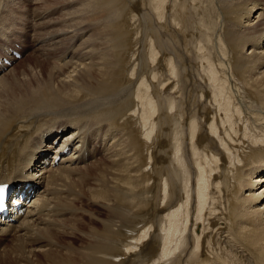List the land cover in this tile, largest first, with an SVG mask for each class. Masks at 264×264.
<instances>
[{"label": "bare ground", "instance_id": "1", "mask_svg": "<svg viewBox=\"0 0 264 264\" xmlns=\"http://www.w3.org/2000/svg\"><path fill=\"white\" fill-rule=\"evenodd\" d=\"M77 4L93 15L71 40L55 30L32 41L56 45L35 59L42 78L0 79V157L10 147L0 184L34 194L27 215L12 222L14 211L1 227L0 241L14 233L21 243L0 250V264H264V0H139L138 13L130 0ZM88 30L100 43L84 39L89 52L61 67L71 70L44 65ZM0 39L29 50L24 33ZM94 137L111 166V177L99 171L103 188L90 204L105 221L93 215L79 235L60 186ZM55 217L53 229L36 232ZM30 239L42 242L29 247Z\"/></svg>", "mask_w": 264, "mask_h": 264}, {"label": "rangeland", "instance_id": "2", "mask_svg": "<svg viewBox=\"0 0 264 264\" xmlns=\"http://www.w3.org/2000/svg\"><path fill=\"white\" fill-rule=\"evenodd\" d=\"M62 1H65V3L69 1L70 3H66V5H65V3H63ZM75 1L76 0H0L1 7H3V10L2 11L0 10V28H1L0 31L2 32V33L0 32V36L3 38H8L11 40V39L18 38L19 35L21 36L24 33L26 35V41H27L26 45L28 46V49H29V50L27 49L28 50L27 53H25L23 55V58L21 60L19 59V61L17 63H14L13 66H7L5 69H3L1 71L0 79L6 78L10 81V80H12V78L16 77L17 80H24L22 82H28V81L32 80L33 78H42L41 69L39 67H36L35 59H38V57L42 54H46L47 51L45 49L51 48V47L56 46V45H53L55 42H52L50 40H49L50 43L49 42L43 43L44 42L43 39H39L40 41H38L37 43H34V45H33L32 41L34 40V42H36L35 39L39 38L40 35H43L47 32H52L55 30L59 31V35H56L59 38V40H62L64 42L65 41L68 42V40H71V38L74 36L76 30H79L80 26L88 24V22H90L89 17L91 15H93L92 14L93 12L84 14L82 11V10H85L83 8V6L80 7V5L77 4L78 0L76 2ZM130 2H131V5L133 6L132 7L133 11L135 13H138L139 0H130ZM259 11H261V10H259ZM29 12L34 13V15H36V13L38 14L40 12L43 15H42L40 20L36 21L34 19V17L29 16ZM39 21H41V22H39ZM44 22H51L50 27H47L45 29L40 28L39 26ZM97 37H98V35L95 36L92 31H89V30L86 31L85 34L82 35V37H81L82 39H80V41H77L76 44L74 45V47L73 46H72V48H71V46L69 47V49H68L69 53L65 54L64 56L61 53H59L57 55L55 54L54 57L47 58V59H49V61L47 60L48 63H47V61H44L45 62L44 65H47V67L50 66L53 69L55 67H58L55 71L67 72V70H71V64L72 63L70 64V66L68 68L62 69L61 67L65 63H70V61L73 63H76L78 61V59L81 58L80 55L82 56L83 53L86 54L89 52V51L87 52V50L89 48L85 47L86 43H84V39L87 40L89 38H94L93 41H97V40L100 41V39H98ZM0 40L4 41L3 39H0ZM19 40L21 41L22 39H19ZM41 41H42V43H41ZM23 42H25V41H23ZM96 43H94V44L96 45ZM99 43L100 42H98L97 44H99ZM82 44H84V45H82ZM18 45L19 44H16V46H18ZM97 46L98 45L94 46V48L96 47V49H97ZM4 48H7V46H4ZM34 50H36V51L39 50V51L36 54L32 55ZM44 52H46V53H44ZM26 57H27V60L23 63H20ZM44 58H46V57H44ZM61 58L63 60H61ZM3 66L5 67V65H3ZM26 86L27 85L25 83L24 85H22L18 89L21 91H26ZM164 96L166 97V94L162 93V97H164ZM164 99H166L165 102L167 104L164 107H162L161 113L167 112V110H168V97H166ZM252 109H255V111H258L256 107H254V108L252 107ZM164 119L165 120L162 121V123H163L162 127L164 128L165 132L167 131L166 134L169 135L171 133L170 118L168 115H166V117ZM163 125H165L166 127ZM67 130L68 131L65 132V134L70 132L69 129H67ZM65 134L60 136V137H63L60 144L64 141V139H65L64 135ZM94 139L95 140L92 141L91 145H89V147L87 148L86 162L81 163L78 166L73 165L72 167H74V168L78 167V169H76L78 171H75V169H73L71 167L75 172L71 170V172L67 173L65 175V178L66 177L67 178L63 179V180H65V181H63L65 183H62V185L65 184L64 188H62V185L60 186V189L63 190V192H62L63 194H61V192H60L61 196H59V198L61 197L60 199H63V197L66 194L65 198L68 199V203L73 202V206H75V210H74L73 214L71 215L74 222H71L70 224H73V223L75 224L76 228L78 229L79 235L81 234V232L82 233L88 232L93 226H95L94 223L91 221V218L93 215L97 216L99 218V220L102 221V223H104V221H105L104 211L101 210L100 208H98V206H94V205H90V204L92 202V198L95 197V195L97 193H99L101 191V189L103 188L100 186L101 184L99 183V182H101L100 179H101V174H102V173L99 174V171L103 170L104 172L106 171L107 173H108V171H110V173H108V175L111 177V170H110L111 166L110 167H108V166L104 167L103 166L104 164L110 165L109 161L107 162V158L109 156H108V154H106V152H104V148L106 147V143L105 144L102 143L100 141L99 137H97V138L94 137ZM160 139H161V136H160ZM162 140H163L162 142H164V141L167 142V140L169 141L168 138L167 139L162 138ZM58 141H60V140L58 139L57 141H55V143L53 142V144H51L50 148L47 150L46 157L49 158L48 159L49 163L52 162L54 156L56 155L55 154L56 152L54 151L53 148L56 147V145L58 146V144H57ZM76 144H78V143L75 141L72 144V147L75 146ZM24 147H25V142H23V144H22V152H21L22 157H23ZM51 147H53V148H51ZM164 149L165 148L162 146V148H161L162 152L164 151ZM71 150L72 149L70 148L69 151H71ZM162 152H161L160 156H162V154H164V152L163 153ZM9 154H10V147L7 150V153L5 152L4 154L1 155L0 159H2V160L0 162V165H2V163L4 161H6ZM88 154H91L92 156L87 157ZM64 155L66 156V154H64ZM51 156H53V157H51ZM106 156H107V158H106ZM63 159H65V158L63 157ZM22 160H23V158H22ZM42 165L40 167H37L33 171L34 172L32 175L33 179H34V175L42 173V172H40L44 169V168H41ZM16 166H18V165H16ZM97 166L98 167L100 166V169L97 168L99 170L96 169ZM85 167L89 168L90 170L89 169L83 170V169H86ZM106 167H108V168H106ZM80 168H83V169H80ZM92 168H93V170L95 169L96 172L91 171ZM12 173H13V170L10 171L7 174V176H5L3 178H7L8 176H11ZM94 173L98 174V175H95ZM108 175H107V180H108ZM110 177H109V180H110ZM263 177H264V175H263ZM0 179H2V177H0ZM97 181H99V182H97ZM42 188H43V186H42ZM62 195H63V197H62ZM91 211H92V213H91ZM87 212H89L88 214H90V215H87ZM67 216L70 217V214L69 215L65 214V215L61 216V218H63V219L67 218L68 219L69 217H67ZM56 218L57 217H55L53 219V221L46 222L45 225H40L39 228L36 229L37 230L36 232H38V231L39 232H41V231L47 232L48 230L50 231V229H53V223H55ZM38 219H39V217H38ZM66 224H67V226H69L68 228L66 227ZM66 224H64L66 227V229H64V230H70V228H71L70 226H72V225H69L68 223H66ZM79 230H81V231H79ZM75 233H77V232H75ZM19 236H20V234H18V237ZM18 237H17V235H14V233H13L10 236H7L4 239H2V241H0V250H3V249L6 250L7 246L9 247V249L11 247L15 248L18 245L17 244L18 241L20 242ZM77 238H79V237H77ZM77 238L74 239L75 240L74 243L77 245H80V240H78ZM33 240H35V239H30L28 241H25V244H27L30 247L32 245H40L42 242V241H34L33 242Z\"/></svg>", "mask_w": 264, "mask_h": 264}]
</instances>
